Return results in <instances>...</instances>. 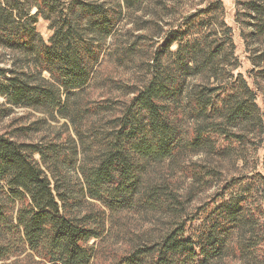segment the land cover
<instances>
[{
  "label": "trees",
  "instance_id": "1",
  "mask_svg": "<svg viewBox=\"0 0 264 264\" xmlns=\"http://www.w3.org/2000/svg\"><path fill=\"white\" fill-rule=\"evenodd\" d=\"M143 1L123 3L131 9ZM239 4L237 21L241 15L249 18L248 29L241 30L245 45L264 42V0ZM213 8L223 10L222 1ZM224 14L221 40L196 36L202 30L196 20L171 32L152 54L149 79L130 91V99L80 102L75 98L86 91L117 30L122 3L76 0L65 8L62 0H0V49L21 63L0 66L5 100H0V121L14 107H25L54 121L66 119L75 131L45 144L0 133V260L28 247L51 264H94L96 246L89 242L104 235L107 212L143 208L170 215L159 238L134 244L114 264H219L233 248L231 234L255 227L237 198L217 205L192 231L172 181L148 176L152 165L187 153L205 150L223 157L229 149L221 150L219 138L245 140L246 134L233 128L246 121L259 127L257 137L264 134V111L244 73L220 77L226 53L236 49ZM39 16L54 30L48 42L37 31ZM207 73L213 79L189 91L188 78ZM260 73L264 78V69ZM185 119L192 124L185 127ZM195 167L199 180L214 176L205 165ZM95 203L99 209H85ZM246 248L238 244L240 251Z\"/></svg>",
  "mask_w": 264,
  "mask_h": 264
},
{
  "label": "rangeland",
  "instance_id": "2",
  "mask_svg": "<svg viewBox=\"0 0 264 264\" xmlns=\"http://www.w3.org/2000/svg\"><path fill=\"white\" fill-rule=\"evenodd\" d=\"M62 1L66 8L76 0ZM115 1L122 3V18L117 30L106 42L86 91L75 99L80 102L85 99H130V91L142 87L149 79L152 54L165 43L171 32L176 29L182 31L187 22L196 20L202 21V30H198L196 36L207 34L212 39L221 40L225 37L222 26V13H225L227 22L234 29L236 49L226 53L225 61L220 66L221 75H218L221 79L228 80L235 72H243L264 111V78L260 73L264 69V42L251 41L249 45H245L241 30L246 27L248 29L249 18L241 15L240 22L235 18L237 6L240 9L243 7L239 4L241 0H144L131 9L125 6L123 0ZM219 1L223 3V10H214L213 7ZM36 12L37 8H34L32 13ZM36 28L45 42H48L54 32L51 22L39 16ZM177 48L176 43L171 49L176 51ZM18 58L19 56L8 49H0V66L19 67L21 63L17 62ZM15 59L16 66H13ZM234 67H238L237 70H233ZM44 76L49 78V73L44 72ZM209 77H212L211 73H207L206 77L190 76L187 84L189 91L210 82ZM0 100L5 101L4 98ZM191 124V120L185 119V127ZM240 130L246 134L243 141L219 138L221 150L229 149L223 157L207 153L205 150L187 153L152 165L148 176L151 180L172 181L173 188L185 204L189 215L185 221L192 231L198 230L217 205L241 198V205L255 227L245 225L231 234L230 245H233V248H229L219 264H264V134L261 138L257 137L259 127L254 121H246L243 125L233 128V131ZM6 132L21 141H41L44 144L56 141L58 134L63 133V138L59 140L62 141L69 133H75L70 121L63 118L54 121L42 112L25 107H14L12 114L0 121V133ZM36 157L40 159L38 155ZM199 165H205V171H213L214 176H207L204 181L196 178L193 170ZM100 206L98 203L86 204L85 209L97 210ZM13 209L17 210L18 207ZM107 214L104 235L89 242L96 246L97 256L94 264H114L122 255L128 253L134 244L151 243L160 237L164 223L170 220L169 213L162 209L139 208ZM238 244L247 247L246 251H240ZM0 264L51 263L25 247L23 251L0 260Z\"/></svg>",
  "mask_w": 264,
  "mask_h": 264
}]
</instances>
